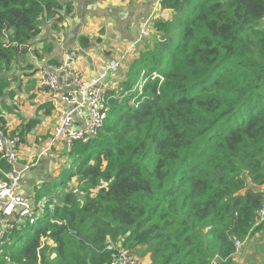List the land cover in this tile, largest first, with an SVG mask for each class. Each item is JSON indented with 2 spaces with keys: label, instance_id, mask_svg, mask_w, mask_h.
Returning <instances> with one entry per match:
<instances>
[{
  "label": "trees",
  "instance_id": "obj_1",
  "mask_svg": "<svg viewBox=\"0 0 264 264\" xmlns=\"http://www.w3.org/2000/svg\"><path fill=\"white\" fill-rule=\"evenodd\" d=\"M161 7L173 17L152 23L148 50L109 90L99 136L65 150L61 197H49L47 183L36 190V202L49 200L45 215L8 236L0 264H113L119 250L139 248L150 264H234L236 243L263 231L256 225L264 207V0ZM74 13V0H0L4 107L16 97L15 69L34 79L39 72L26 61L31 47L40 60L54 51L37 47L45 26ZM78 43L91 47L84 36ZM8 109L21 125L11 131L0 113V129L24 145L55 116L49 101L31 119ZM12 169L0 156V180Z\"/></svg>",
  "mask_w": 264,
  "mask_h": 264
},
{
  "label": "crops",
  "instance_id": "obj_2",
  "mask_svg": "<svg viewBox=\"0 0 264 264\" xmlns=\"http://www.w3.org/2000/svg\"><path fill=\"white\" fill-rule=\"evenodd\" d=\"M74 2V15L66 18L55 28L45 26L43 37L37 40L38 48H43L44 43L53 45L54 51L51 55H46L43 60H40L33 51L35 47L32 46L26 61L37 67L34 71H40L49 66L51 62H64L66 56L70 54L73 55L76 66L84 72L85 76L94 77L107 62L115 60L121 64V68L119 73H111L109 76L107 84L110 90L119 88L118 86L125 79L132 63L139 59L151 45L149 42L151 38H146L132 51L128 50L129 45L138 41L144 23L152 21L149 19H153V22L155 20L168 21L173 17L171 12L164 11L162 7L155 9L154 2L151 0H74ZM153 14L154 17H152ZM154 34L157 32L154 31ZM82 36L90 40L91 47L87 50L79 47L78 39ZM99 40L100 43H98ZM83 52L85 55H82ZM26 71L28 70L15 69L12 75L14 80L12 88L16 91V97L6 98L5 107L3 100H0V113L6 116L11 131L19 128L21 121L17 115L8 114L9 107L19 108L21 111L15 110V113H20L24 119H31L35 114L32 111L33 107L37 109L41 105L36 103L38 102L36 100L38 87L35 81L37 75L34 79ZM31 96H33L32 100H30ZM19 101H21V107H19ZM56 121L55 116L51 119L43 118V123L27 137V144L19 145L18 169L30 165L34 156H37L35 157L36 168L32 170L34 168L32 166L22 180V190L34 199L36 190L51 180L53 181L58 175L56 173L60 164L56 161L58 154L52 152V149L51 152L48 151L46 157L42 155V149L47 148L48 144L50 146L52 141L50 137L44 140L43 135L48 134ZM37 144L41 145L38 150L36 149Z\"/></svg>",
  "mask_w": 264,
  "mask_h": 264
},
{
  "label": "built area",
  "instance_id": "obj_3",
  "mask_svg": "<svg viewBox=\"0 0 264 264\" xmlns=\"http://www.w3.org/2000/svg\"><path fill=\"white\" fill-rule=\"evenodd\" d=\"M151 1L154 2L155 9H158L164 0ZM149 20L152 21L144 23L138 41L129 45L128 50L132 51L139 43L154 35L151 26L153 19ZM120 68L119 62L109 61L94 77H87L76 66L73 55L69 54L64 62L49 65L38 72L36 103L43 105L47 101L51 102L57 119L49 131L53 136L50 146L62 142L71 150L76 143L89 144L99 136L109 114L110 88L107 81L111 73H117ZM19 145V137L8 135L0 129V156L13 167L0 180V247L7 244V237L13 231L35 225L39 221V215L45 214L49 201L43 198L36 202L22 190L23 177L32 166L17 168ZM47 153L48 151L42 155L46 156ZM256 226L264 231V207L258 212ZM243 244L238 241L237 249ZM108 249L114 248L111 245ZM130 254L129 250H119L118 260L113 264H138L132 261Z\"/></svg>",
  "mask_w": 264,
  "mask_h": 264
},
{
  "label": "rangeland",
  "instance_id": "obj_4",
  "mask_svg": "<svg viewBox=\"0 0 264 264\" xmlns=\"http://www.w3.org/2000/svg\"><path fill=\"white\" fill-rule=\"evenodd\" d=\"M119 72H120V69H119L118 73ZM156 76H158V75H156ZM143 85H144V83L142 84V86ZM142 86H141V88H142ZM19 107H21V101H19ZM15 108H17V107H15ZM17 109L20 110L19 108H17ZM32 111L34 113L36 111V109L33 107ZM28 114H29V111H28ZM30 115L32 116L33 114H30ZM31 116H29V117H31ZM40 129H41V127H40ZM41 131H42V129H41ZM43 136H46L45 137L46 139L48 138L47 135H43ZM58 143L59 144H55V145H51V146H49V144H48L47 148L44 147L42 149V153H45L47 151L51 152L52 149H53L52 152H55L58 154V152L60 150V152L62 153V154H58V158L56 156V158H57L56 161L60 162L59 168L57 169V172L55 171L58 174L57 178H55L53 181L51 180L45 186L46 189H48L49 187L51 188L52 192L49 195V197L55 196L57 199H59L61 197V194L64 190L63 187L58 186V184L61 183L62 180L64 179V177L66 176L65 170L69 167V163L71 162L70 157L65 152V150H67L68 152H70L71 150H69L68 147L64 143H62V142H58ZM40 147H41V145L37 144L36 149L38 150V148H40ZM35 157H37V156L35 155L34 160H32L30 162V165L34 166V168L32 170H34L36 168ZM43 217H44V215H39V219H42ZM123 250H125V249H123ZM131 253L132 254H130V255H131L132 261L134 263L150 264L149 263L150 262L149 257L151 254H147L145 256V253L141 248L137 249V251H135V252L131 251ZM234 264H264V231L260 232L259 234H256L251 239L246 241L243 244V246L240 247L239 252L237 253V255H235Z\"/></svg>",
  "mask_w": 264,
  "mask_h": 264
},
{
  "label": "water",
  "instance_id": "obj_5",
  "mask_svg": "<svg viewBox=\"0 0 264 264\" xmlns=\"http://www.w3.org/2000/svg\"><path fill=\"white\" fill-rule=\"evenodd\" d=\"M82 55H85V53L83 52ZM76 194H77V196H78L79 198H82V197H83V195H81V194L78 193V192H77Z\"/></svg>",
  "mask_w": 264,
  "mask_h": 264
},
{
  "label": "clouds",
  "instance_id": "obj_6",
  "mask_svg": "<svg viewBox=\"0 0 264 264\" xmlns=\"http://www.w3.org/2000/svg\"><path fill=\"white\" fill-rule=\"evenodd\" d=\"M156 78H158V76H157ZM44 215H45V214H44ZM40 220H42V219H39V221H40ZM39 221H38V222H39ZM38 222H37L36 224H38ZM36 224H35V225H36ZM32 226H34V225H32ZM27 227H31V226H27ZM20 231H21V230H20ZM10 235H11V234H10ZM8 236H9V235H8ZM7 238H8V237H7ZM9 262H10V261H9Z\"/></svg>",
  "mask_w": 264,
  "mask_h": 264
}]
</instances>
